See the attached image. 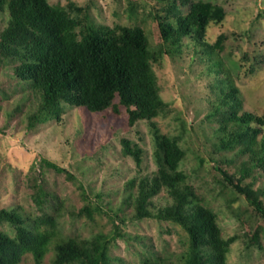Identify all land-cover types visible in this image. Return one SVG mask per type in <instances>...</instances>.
<instances>
[{
    "label": "rangeland",
    "instance_id": "rangeland-1",
    "mask_svg": "<svg viewBox=\"0 0 264 264\" xmlns=\"http://www.w3.org/2000/svg\"><path fill=\"white\" fill-rule=\"evenodd\" d=\"M227 9L224 20L212 23L206 39L213 44L226 36L219 57L229 72V80L239 89L243 110L264 114V0H207ZM51 4L85 7L99 25H141L149 33L152 48L161 47L156 17H164L169 4L159 0H49ZM134 10V12L132 10ZM188 7H181L182 12ZM7 16L0 14V32ZM188 41V40H187ZM165 49V47H164ZM192 53L164 56L155 71L162 86L161 95L170 104L156 121L162 132L178 136L186 157L181 169L201 201L212 208L226 239L236 236L227 256L228 264H264V216L256 212L247 198L227 185L215 168L224 167L239 176L248 155L238 148L217 151L218 118L209 120L223 91L218 89L214 73L201 55L191 62ZM13 60L0 57V210H14L28 225L44 214L54 216L58 237L101 241L108 236L112 264H143L147 258H166L185 264L188 235L179 224L156 217L133 219L135 207L126 202V182L135 176L152 174L157 169L154 137L148 121L135 126L121 107L90 112L82 107L64 106L60 119H51L28 128V115L39 103L37 93L14 72ZM118 100V99H116ZM242 110V111H243ZM186 124V125H185ZM186 129H183V128ZM264 134V128L262 130ZM261 137V135L259 136ZM128 138L143 148L140 165L123 153L122 139ZM49 159L74 175L59 173L42 163ZM229 160L230 162H226ZM244 184H252L264 202V167H256ZM89 199L82 196V188ZM45 189L42 204L35 199L38 187ZM100 195V196H99ZM130 199H128L129 201ZM133 200V199H132ZM169 200L161 192L153 202L154 212ZM100 209L93 217L81 214L84 206ZM0 230L15 236L10 222H0ZM54 248L43 264H53ZM18 264H35L30 253Z\"/></svg>",
    "mask_w": 264,
    "mask_h": 264
},
{
    "label": "trees",
    "instance_id": "trees-1",
    "mask_svg": "<svg viewBox=\"0 0 264 264\" xmlns=\"http://www.w3.org/2000/svg\"><path fill=\"white\" fill-rule=\"evenodd\" d=\"M159 1L169 4L167 14L155 18L163 51L158 46L151 47L149 33L141 25H99L82 6L64 7L49 0H0V14L7 16L0 32V57L13 60L16 76L38 95L39 103L28 115L30 129L60 119L65 105L90 112L112 108L116 114L125 107L130 126L148 121L154 137L157 169L126 182L130 199L126 202L133 201L135 207L133 219L156 217L181 225L188 235L185 264H228L227 256L236 236L229 239L223 236L216 212L188 184L187 173L181 169L186 150L179 135L162 132L156 121L170 104L161 95L155 66L168 53L176 56L191 52V62L198 55L207 60L208 71L214 73L217 81L215 86L223 91L216 102L211 101L213 111L207 117L214 122L216 118L219 120V141L215 148L217 151L238 148V155H248L239 176L225 169L223 159L215 162V168L224 183L244 195L263 216L264 202L258 191L242 181L254 168L264 167V114L243 110L240 91L229 80V72L219 57L226 36L220 35L213 44L206 39L208 27L213 22H222L227 9L207 0ZM183 6L188 7L187 11L182 12ZM122 143L123 153L133 156L140 165L143 148L128 138L122 139ZM42 163L74 178L67 169L49 159H43ZM80 187L82 196L89 199L84 185ZM164 191L169 200L154 212L153 200ZM34 196L42 204L47 193L39 186ZM98 209V205H86L81 214L93 217ZM4 221L13 224L16 232L12 237L0 230V264H18L27 253L35 264H43L52 247L53 264H112L106 235L100 236L101 241L57 239L58 221L48 214L31 226L21 214L2 209L0 222ZM143 264L176 263L166 258H147Z\"/></svg>",
    "mask_w": 264,
    "mask_h": 264
}]
</instances>
